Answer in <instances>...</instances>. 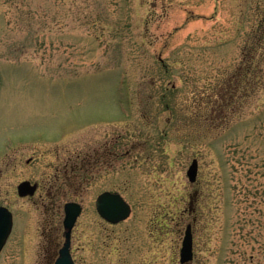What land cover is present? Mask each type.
I'll return each instance as SVG.
<instances>
[{
	"label": "rangeland",
	"instance_id": "1",
	"mask_svg": "<svg viewBox=\"0 0 264 264\" xmlns=\"http://www.w3.org/2000/svg\"><path fill=\"white\" fill-rule=\"evenodd\" d=\"M262 31L264 0H0V264H54L68 202L76 264H182L189 224L188 264H264Z\"/></svg>",
	"mask_w": 264,
	"mask_h": 264
},
{
	"label": "water",
	"instance_id": "2",
	"mask_svg": "<svg viewBox=\"0 0 264 264\" xmlns=\"http://www.w3.org/2000/svg\"><path fill=\"white\" fill-rule=\"evenodd\" d=\"M199 163L194 160L188 170V177L195 182L198 177ZM38 189L37 184L24 181L18 186V194L21 197L34 196ZM97 210L99 214L111 223H119L128 219L132 208L130 204L119 193L105 192L97 199ZM82 206L77 202L65 204V243L60 250V256L55 264H76L71 254L72 231L79 216L82 213ZM13 227V214L4 206H0V252L3 250ZM194 258V237L192 225H188L181 249V263L186 264Z\"/></svg>",
	"mask_w": 264,
	"mask_h": 264
},
{
	"label": "trees",
	"instance_id": "3",
	"mask_svg": "<svg viewBox=\"0 0 264 264\" xmlns=\"http://www.w3.org/2000/svg\"><path fill=\"white\" fill-rule=\"evenodd\" d=\"M259 34V33H258ZM261 36H259V38L260 39H264V31H262L261 33ZM262 42L261 43H258V45H254L253 47H251V49H250V54L252 55V57L255 55V53H257L258 52V50L262 47ZM261 45V46H260ZM247 65H248V63H247ZM251 63H249V66L247 67L248 68V70L250 69V67L251 66H253V65H251ZM235 78H237V77H235ZM232 80H234V79H232ZM250 83H252V88L254 89V93L255 94H257V89L259 88V86L260 85H258L259 84V82H257V81H255V80H251L250 81ZM221 109H219L218 108V111L216 112L215 111V109H214V114H215V116L217 115V117H220V118H222V119H226L227 117L225 116V112L227 111V110H225V112H222V111H220ZM227 112H229V111H227ZM261 113H264V109L262 110V112ZM263 115V114H262ZM215 116H214V118H215ZM256 119V118H255ZM254 119V120H255ZM228 121H229V119H228ZM223 124H220V125H215L216 127H220V128H222L223 126H222ZM231 124H229V126H230Z\"/></svg>",
	"mask_w": 264,
	"mask_h": 264
},
{
	"label": "flooded vegetation",
	"instance_id": "4",
	"mask_svg": "<svg viewBox=\"0 0 264 264\" xmlns=\"http://www.w3.org/2000/svg\"><path fill=\"white\" fill-rule=\"evenodd\" d=\"M86 171L88 170V169H85ZM116 193H119V192H116ZM0 206H3V205H0ZM4 207H6V206H4ZM8 208V207H7ZM11 212H12V214H13V227H12V231H11V234L14 232V212L10 209V208H8ZM11 234H10V236H11ZM10 236H9V238H10ZM9 238H8V241H9ZM8 241H7V243H8ZM7 243H6V245H7ZM5 248V247H4ZM4 250V249H3ZM2 250V251H3ZM1 251V252H2ZM1 254V253H0Z\"/></svg>",
	"mask_w": 264,
	"mask_h": 264
}]
</instances>
